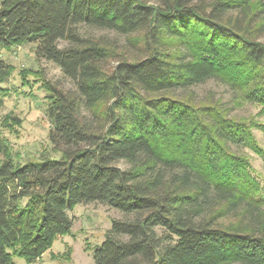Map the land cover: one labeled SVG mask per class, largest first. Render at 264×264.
I'll return each instance as SVG.
<instances>
[{
  "label": "trees",
  "instance_id": "1",
  "mask_svg": "<svg viewBox=\"0 0 264 264\" xmlns=\"http://www.w3.org/2000/svg\"><path fill=\"white\" fill-rule=\"evenodd\" d=\"M261 29V1L0 0V49L34 43L72 82L42 83L58 159L16 162L0 138V264L39 259L92 202L123 215L94 264H264V187L232 148L264 162V125L192 90L220 81L264 115Z\"/></svg>",
  "mask_w": 264,
  "mask_h": 264
},
{
  "label": "rangeland",
  "instance_id": "2",
  "mask_svg": "<svg viewBox=\"0 0 264 264\" xmlns=\"http://www.w3.org/2000/svg\"><path fill=\"white\" fill-rule=\"evenodd\" d=\"M253 5L264 0H249ZM259 7L255 8V12ZM80 30L86 35H105L109 38L118 37L113 31L81 26ZM258 39L264 42V29H261ZM60 46L67 42L60 40ZM36 44L24 43L10 48L0 49V57L11 65L7 79L0 82L5 88L3 106L0 109V138L7 141L13 159L16 162L58 159L59 152L52 150L48 138L51 124L46 114V93L42 88L44 80L58 83L63 88H72V82L51 61L37 58ZM197 98H202L207 92L230 108V115L244 118L264 125V115L259 113V106L244 102L233 101L232 93L227 85L217 80L194 87ZM7 115H12L17 123H11ZM8 121V122H7ZM10 123V122H9ZM258 147L264 152V132L257 126L252 128ZM232 148L243 154L251 166V174L264 187V162L260 154L246 147ZM44 160V159H43ZM121 166L123 164L119 163ZM72 227L68 234L58 236L50 249L44 252L34 262H26L19 257H13V264H94L93 251L104 240L106 232L111 227L113 218H122V212L104 203L92 202L77 204L70 212Z\"/></svg>",
  "mask_w": 264,
  "mask_h": 264
}]
</instances>
